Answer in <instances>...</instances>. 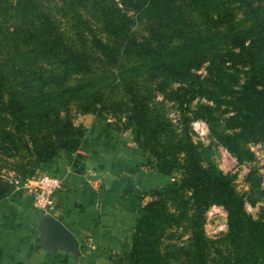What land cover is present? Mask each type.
<instances>
[{
    "label": "trees",
    "instance_id": "1",
    "mask_svg": "<svg viewBox=\"0 0 264 264\" xmlns=\"http://www.w3.org/2000/svg\"><path fill=\"white\" fill-rule=\"evenodd\" d=\"M43 1L9 0L11 11L3 15L11 14L12 19L1 33L14 35L9 37L11 44L18 46V55L0 54V117L10 119L11 129L18 132L40 133L35 148L39 159L50 161L60 149L72 151L79 146L87 132L73 125L63 105L64 96L101 86L110 70L125 74L118 78L131 103L130 117L137 123L146 120V95L128 74L138 70L130 65L134 59L156 65L175 80L178 85L173 93L179 102L203 97L217 107L232 105L234 112L228 120L233 128H239L217 136L237 156L251 157L249 149L241 147L245 141L264 144V0H131L137 14L147 20V37L135 38L125 27L130 17L120 13L115 19L100 18L101 23H108L103 25L104 33L89 35L84 45L76 42V33L63 32L56 14L42 8ZM59 1L75 18L80 10L96 5L94 0ZM258 6L260 14L246 19ZM240 14L243 19L238 23ZM200 67L201 73L197 71ZM236 73L245 76L240 89L233 91L229 86ZM75 80H80V85L70 86ZM233 92L238 94L232 97ZM214 105L204 104L203 109L208 112ZM184 150L178 187L187 192L190 202V234L183 251L192 257L189 264H210L215 250L202 230V214L211 202L222 204L227 212L226 237L232 256L221 254L220 259L230 264H264V219L259 222L243 215L240 197L226 175L202 167L188 139ZM156 174L162 182L154 192L170 183L165 172ZM4 196L0 185V199ZM139 206L124 262L164 264L165 255L150 248L146 228L140 229L150 220L151 201Z\"/></svg>",
    "mask_w": 264,
    "mask_h": 264
},
{
    "label": "rangeland",
    "instance_id": "2",
    "mask_svg": "<svg viewBox=\"0 0 264 264\" xmlns=\"http://www.w3.org/2000/svg\"><path fill=\"white\" fill-rule=\"evenodd\" d=\"M8 2L9 0H0V54L12 57L18 55V46L11 44L14 35L1 33L12 19L11 14L3 15L11 11V4ZM94 2L95 6L89 5L80 10L79 18L69 16L59 0H44L41 4L44 10L49 9V14H56L58 25L65 34L79 35H73L77 43H87L86 40L92 34L101 36L104 33L103 25L107 26L108 23H101L100 18L115 19L120 13L130 17L125 27L135 38L148 36L147 20L137 14V10L131 6V0ZM260 12L259 7L245 15V18L249 19ZM242 19L243 15L240 14L236 20L240 23ZM5 37L7 38L4 39ZM139 61L134 59L130 63L138 70L128 74L146 95L148 108L145 121L137 123L130 117L131 103L121 89V78H118L123 79L125 74L118 70L108 71L106 80L99 87L96 85L87 90L70 92L71 96H64L63 105L71 116L73 125L82 126L84 133L91 123L97 127L105 123L107 130L116 132L117 136L127 142L129 156L135 162L136 176L145 177L140 179L143 182L146 179L145 182L151 184L143 186L141 181L140 189L137 188L141 198L140 206L149 201L152 204L150 220L146 222V226L140 223L143 225L140 229L145 227L148 233L146 242L151 249L165 255L164 264H189L193 261L192 257L183 251L187 248L190 234V202L187 192L178 187L184 165L185 141L188 139L192 143L195 157L202 167L226 175L234 192L240 197L243 215L259 222L264 219V144L262 141H245L241 143V147L249 149L251 157L248 158L245 154L237 156L217 136L239 128L237 125L233 128L228 120L229 115L234 112L232 105L221 104L217 107L203 97L179 102L173 93L178 83L156 65L150 66L145 61ZM197 71L201 73L202 68ZM244 76V73H236L230 81L229 89L239 90ZM80 83V80H75L70 86L75 87ZM237 94L238 92H233L232 97ZM223 95L226 99L227 95ZM204 104L214 107L207 112L203 109ZM11 126L13 123L10 119L0 117V185L4 187L5 195L18 189H25L29 194L26 186L47 174L50 162L39 159L35 152L40 133H34L33 136L31 133L11 129ZM4 130H8L9 134L4 136ZM33 137L37 140L34 141ZM77 148L72 151L60 149L58 153L70 160ZM160 171L165 172L170 183L154 192L152 189L162 182L161 177L156 174ZM50 210L51 208L47 212ZM138 216L137 209L131 221L132 227H135ZM202 230L215 247L211 252L210 264H230L220 259L221 254L228 253L232 256V245L226 237L227 212L222 204L211 202L207 205L202 214ZM40 242L41 239L38 245L43 247ZM129 248L128 243L121 249L110 252L103 264H125L124 257Z\"/></svg>",
    "mask_w": 264,
    "mask_h": 264
},
{
    "label": "crops",
    "instance_id": "3",
    "mask_svg": "<svg viewBox=\"0 0 264 264\" xmlns=\"http://www.w3.org/2000/svg\"><path fill=\"white\" fill-rule=\"evenodd\" d=\"M86 132L70 160L59 153L49 161L47 173L57 175L60 185L52 194L53 207L42 212L69 228L77 254L38 245L40 210L18 189L0 199V264H103L110 252L128 245L140 182L151 184L136 176L129 146L116 132L93 123Z\"/></svg>",
    "mask_w": 264,
    "mask_h": 264
},
{
    "label": "water",
    "instance_id": "4",
    "mask_svg": "<svg viewBox=\"0 0 264 264\" xmlns=\"http://www.w3.org/2000/svg\"><path fill=\"white\" fill-rule=\"evenodd\" d=\"M37 227L42 236L40 245L46 249L63 247L72 253L77 252V239L64 223L51 214L39 212Z\"/></svg>",
    "mask_w": 264,
    "mask_h": 264
},
{
    "label": "built area",
    "instance_id": "5",
    "mask_svg": "<svg viewBox=\"0 0 264 264\" xmlns=\"http://www.w3.org/2000/svg\"><path fill=\"white\" fill-rule=\"evenodd\" d=\"M25 185V184H24ZM60 185V178L54 174H43L26 187L33 205L41 212L53 207V190Z\"/></svg>",
    "mask_w": 264,
    "mask_h": 264
}]
</instances>
